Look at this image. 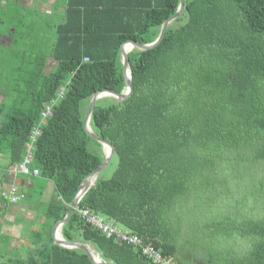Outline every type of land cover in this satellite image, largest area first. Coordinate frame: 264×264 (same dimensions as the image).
<instances>
[{"label": "trees", "instance_id": "trees-1", "mask_svg": "<svg viewBox=\"0 0 264 264\" xmlns=\"http://www.w3.org/2000/svg\"><path fill=\"white\" fill-rule=\"evenodd\" d=\"M179 3L64 0L52 44L45 51L40 39L37 54L25 55L10 78L2 72L5 50L27 41L16 34L31 26L33 15L14 16L4 26L13 43H0V150L19 164L45 104L55 100L32 160L61 197L47 207L52 222L65 217L83 179L105 158L84 127L91 96L126 88L122 43L153 42ZM128 57L132 94L98 99L90 121L114 144L117 167L84 194L63 236L90 242L117 264H156L87 222L80 210L88 209L137 233L175 264H264V218L240 219L218 208L203 213L207 203L196 199L205 185L215 186L221 170L239 171L241 164L247 170L239 173L250 180L246 190L264 192V0H185L160 44L133 48ZM91 140L101 154L89 149ZM242 237L246 244L237 249ZM52 240L26 260L0 264H95L84 250Z\"/></svg>", "mask_w": 264, "mask_h": 264}, {"label": "rangeland", "instance_id": "rangeland-1", "mask_svg": "<svg viewBox=\"0 0 264 264\" xmlns=\"http://www.w3.org/2000/svg\"><path fill=\"white\" fill-rule=\"evenodd\" d=\"M44 1L49 2L45 3L44 5L42 4L41 7H32V9H30L29 7L21 8L22 5H20L16 0L10 1L5 10L0 6V18L4 20L3 23L0 22L1 28L9 24V21H12L11 19H13L14 16H19L25 12L26 14H28V17L33 15L30 27L17 30L19 32L16 34L17 38L20 34L27 35V41H24V44L17 42L13 43L12 39L10 41H4L5 44H13L11 46H7V49L5 50L4 64L2 67V72L4 73L3 77H7L6 74H9V78L12 77V72L17 67H21L24 65V58L27 59L25 55L33 54L35 56L37 54L38 50L40 49V39L44 40L47 43L46 45H43L42 49L52 44L55 35L54 26L56 21H58L56 19H58L61 16L60 14L63 13V11H61L63 10V8L59 10V4L64 2V0H59V2L57 0ZM46 9H51V11L47 12ZM47 49L48 48H45V51H47ZM53 64L54 62L51 60V58H48V68L53 67ZM4 80H6L7 82L8 78H5ZM83 106H86V101H84ZM88 146L92 152L101 154L99 145L94 140H91ZM102 150L104 152L103 145ZM117 164L118 158L114 155L109 164L101 171L100 175L103 178L110 177L117 167ZM238 166L239 171H243V173H246L247 169L244 170L242 164ZM221 171L223 175L214 183L215 186L213 185L211 186V188H209V185H205V189H200L199 191V196L196 199L207 203L202 208L203 213H206L210 208H218L221 209L225 214L238 216L240 219L264 218V192L262 190H259L258 192L251 195L250 192L246 190L250 188V180L245 179L243 174L239 173V171H236L235 169L228 167H225V169ZM228 172H231L232 176L230 177L229 181L225 179V175ZM256 180L258 183V179ZM224 182L226 183L224 184ZM235 183L236 185H234ZM211 194L212 196L210 197ZM191 230L192 232L189 235L198 233L197 228L194 229V227H192ZM194 236L195 235H193L192 237ZM245 244L246 243L243 237L234 243L237 249H241ZM198 251H200V249H198Z\"/></svg>", "mask_w": 264, "mask_h": 264}, {"label": "crops", "instance_id": "crops-1", "mask_svg": "<svg viewBox=\"0 0 264 264\" xmlns=\"http://www.w3.org/2000/svg\"><path fill=\"white\" fill-rule=\"evenodd\" d=\"M10 1L12 0H0L2 9H6ZM16 1L30 9L49 2ZM4 34H7L4 26H0L1 44H5ZM16 164L11 163L9 150H0V258L6 262L26 260L43 243L48 242L50 237L55 243L53 227L56 221L50 220L47 207L61 199L51 179L16 172ZM13 191L17 200L11 198Z\"/></svg>", "mask_w": 264, "mask_h": 264}, {"label": "water", "instance_id": "water-1", "mask_svg": "<svg viewBox=\"0 0 264 264\" xmlns=\"http://www.w3.org/2000/svg\"><path fill=\"white\" fill-rule=\"evenodd\" d=\"M185 6V0H180L178 9L175 13H173L171 16H169L161 26L160 33L158 37L150 43H141L136 40H127L124 43H122L120 47L121 55H122V61H123V74L126 82V88L120 92L113 90V89H103L98 90L93 93V95L90 98V103L87 108L85 117H84V127L86 132L95 140L99 141L104 148V160L95 168L93 169L81 182L72 202L69 205V209L65 215L64 218L57 220L54 227H53V236L55 243L60 244L62 246L70 247V248H80L84 250L91 260L95 264H117L110 260H104L101 257L100 252L90 243L83 240H68L66 239L62 234V227L64 223H66L72 214V212L78 207V204L81 200V198L84 196V194L89 190V188L97 181L101 171L109 164L112 157L115 154V146L114 144L105 139L103 136L97 134L92 126H91V117L93 114L94 106L98 99L103 98L104 96H114L118 100H124L128 98L134 89L133 86V80H132V69L129 62L128 52L129 50L126 49L128 45H132V48H139L142 50L151 49L163 40L164 35L166 33L167 27L169 23H171L174 19H176L183 11Z\"/></svg>", "mask_w": 264, "mask_h": 264}, {"label": "built area", "instance_id": "built-area-1", "mask_svg": "<svg viewBox=\"0 0 264 264\" xmlns=\"http://www.w3.org/2000/svg\"><path fill=\"white\" fill-rule=\"evenodd\" d=\"M65 94L64 87H61L58 92V98H63ZM55 100L47 102L44 109L41 112V119L37 126H34L30 132L29 139L26 142V154L23 160L16 164V172H21L26 175H40L41 171L38 167L32 165V160L34 156L35 141L42 133V126L46 123L47 118L52 114V107ZM11 198L17 200L18 197L15 192H12ZM83 217L87 222L96 226L101 232L108 236H114L118 241L127 243L141 250L142 254L147 256L156 264H175L173 259L165 255L160 249H157L150 243L144 242L142 237L137 233L127 230L119 225L111 223L104 219L102 216L91 212L88 209H81ZM1 260V259H0Z\"/></svg>", "mask_w": 264, "mask_h": 264}, {"label": "flooded vegetation", "instance_id": "flooded-vegetation-1", "mask_svg": "<svg viewBox=\"0 0 264 264\" xmlns=\"http://www.w3.org/2000/svg\"><path fill=\"white\" fill-rule=\"evenodd\" d=\"M2 36L4 37L3 41H10L11 39H13V37L10 34H4ZM7 45H10V43H8Z\"/></svg>", "mask_w": 264, "mask_h": 264}, {"label": "bare ground", "instance_id": "bare-ground-1", "mask_svg": "<svg viewBox=\"0 0 264 264\" xmlns=\"http://www.w3.org/2000/svg\"><path fill=\"white\" fill-rule=\"evenodd\" d=\"M126 49L130 51L131 49H133V48H132V45H128V46L126 47Z\"/></svg>", "mask_w": 264, "mask_h": 264}]
</instances>
